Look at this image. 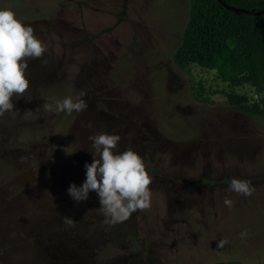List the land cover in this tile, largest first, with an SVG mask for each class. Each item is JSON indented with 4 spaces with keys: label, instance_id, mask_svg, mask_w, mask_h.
<instances>
[{
    "label": "rangeland",
    "instance_id": "374dc122",
    "mask_svg": "<svg viewBox=\"0 0 264 264\" xmlns=\"http://www.w3.org/2000/svg\"><path fill=\"white\" fill-rule=\"evenodd\" d=\"M0 8L47 46L27 58L29 88L0 116V264H264V92L177 67L191 0ZM81 91V112L55 111L56 99ZM233 93L246 96L243 106ZM99 132L119 134V150L140 154L153 177L151 207L115 225L94 190L79 204L67 191L85 180L89 136ZM233 177L252 194L229 192Z\"/></svg>",
    "mask_w": 264,
    "mask_h": 264
},
{
    "label": "clouds",
    "instance_id": "9594fccd",
    "mask_svg": "<svg viewBox=\"0 0 264 264\" xmlns=\"http://www.w3.org/2000/svg\"><path fill=\"white\" fill-rule=\"evenodd\" d=\"M46 44L35 34L32 25L25 24L10 8H0V116L14 109L13 96L19 97L30 85L26 74L28 59L41 57ZM83 91L74 99L65 96L54 101L55 111L71 115L87 107L81 98ZM93 160L86 163L85 180L79 186L72 183L68 193L79 204L89 198L94 190L99 197V210L104 223L115 225L127 220L137 210L151 207L152 190L149 185L153 177L146 169L144 158L127 148L119 150L121 136L117 133L99 132L89 136ZM228 191L250 196L253 188L246 179L233 177ZM48 193V192H46ZM51 195V193H48ZM223 203L231 208L233 200L226 196ZM68 225L74 224L72 217H64ZM240 235L246 236V232ZM225 241H218L222 247Z\"/></svg>",
    "mask_w": 264,
    "mask_h": 264
},
{
    "label": "trees",
    "instance_id": "16d2710c",
    "mask_svg": "<svg viewBox=\"0 0 264 264\" xmlns=\"http://www.w3.org/2000/svg\"><path fill=\"white\" fill-rule=\"evenodd\" d=\"M223 2L248 11L264 10V0ZM173 59L182 70L198 66L217 71L219 78L232 88L250 85L258 93L264 92V13H235L218 0H191L189 19ZM229 100L237 106L247 101L246 96L236 93Z\"/></svg>",
    "mask_w": 264,
    "mask_h": 264
},
{
    "label": "water",
    "instance_id": "95a60500",
    "mask_svg": "<svg viewBox=\"0 0 264 264\" xmlns=\"http://www.w3.org/2000/svg\"><path fill=\"white\" fill-rule=\"evenodd\" d=\"M219 2H221L227 9L235 12V13H248V14H252V15H259V14H263L264 10L261 12H255V11H248V10H243V9H239V8H234V7H230L228 6L226 3L223 2V0H218Z\"/></svg>",
    "mask_w": 264,
    "mask_h": 264
},
{
    "label": "built area",
    "instance_id": "2783aa9c",
    "mask_svg": "<svg viewBox=\"0 0 264 264\" xmlns=\"http://www.w3.org/2000/svg\"><path fill=\"white\" fill-rule=\"evenodd\" d=\"M255 97H257V96L255 95Z\"/></svg>",
    "mask_w": 264,
    "mask_h": 264
},
{
    "label": "flooded vegetation",
    "instance_id": "af4514ba",
    "mask_svg": "<svg viewBox=\"0 0 264 264\" xmlns=\"http://www.w3.org/2000/svg\"><path fill=\"white\" fill-rule=\"evenodd\" d=\"M258 97V95H256Z\"/></svg>",
    "mask_w": 264,
    "mask_h": 264
}]
</instances>
